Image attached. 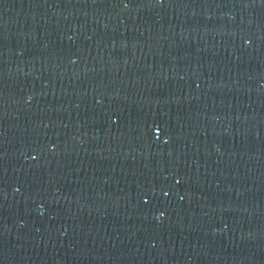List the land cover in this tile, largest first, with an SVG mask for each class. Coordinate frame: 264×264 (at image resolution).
I'll return each instance as SVG.
<instances>
[{
	"label": "water",
	"instance_id": "1",
	"mask_svg": "<svg viewBox=\"0 0 264 264\" xmlns=\"http://www.w3.org/2000/svg\"><path fill=\"white\" fill-rule=\"evenodd\" d=\"M0 264H264V0H0Z\"/></svg>",
	"mask_w": 264,
	"mask_h": 264
}]
</instances>
